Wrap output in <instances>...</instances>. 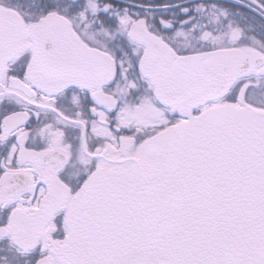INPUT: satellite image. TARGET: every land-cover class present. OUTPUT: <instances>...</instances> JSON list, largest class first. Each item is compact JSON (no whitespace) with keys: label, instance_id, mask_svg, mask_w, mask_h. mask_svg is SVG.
Returning a JSON list of instances; mask_svg holds the SVG:
<instances>
[{"label":"snow or ice","instance_id":"1","mask_svg":"<svg viewBox=\"0 0 264 264\" xmlns=\"http://www.w3.org/2000/svg\"><path fill=\"white\" fill-rule=\"evenodd\" d=\"M0 264H264V0H0Z\"/></svg>","mask_w":264,"mask_h":264}]
</instances>
